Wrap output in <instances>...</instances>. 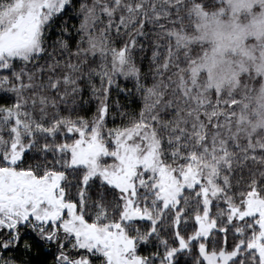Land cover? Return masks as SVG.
Returning <instances> with one entry per match:
<instances>
[{
	"label": "snow or ice",
	"instance_id": "6c2138e0",
	"mask_svg": "<svg viewBox=\"0 0 264 264\" xmlns=\"http://www.w3.org/2000/svg\"><path fill=\"white\" fill-rule=\"evenodd\" d=\"M174 11L0 0V264H264V136L181 66Z\"/></svg>",
	"mask_w": 264,
	"mask_h": 264
},
{
	"label": "clouds",
	"instance_id": "9594fccd",
	"mask_svg": "<svg viewBox=\"0 0 264 264\" xmlns=\"http://www.w3.org/2000/svg\"><path fill=\"white\" fill-rule=\"evenodd\" d=\"M197 29L192 39L204 52L195 67L206 76L204 86L232 95L239 78L251 73L235 116L244 130L264 134V0H222L220 8L198 15Z\"/></svg>",
	"mask_w": 264,
	"mask_h": 264
},
{
	"label": "trees",
	"instance_id": "16d2710c",
	"mask_svg": "<svg viewBox=\"0 0 264 264\" xmlns=\"http://www.w3.org/2000/svg\"><path fill=\"white\" fill-rule=\"evenodd\" d=\"M176 2L179 5V11L173 12V22L169 24L168 27L171 30L178 32L181 36L182 43L179 50V59L181 61H185V63H182L181 66L187 71L191 69L192 65L204 52L203 46L195 44L192 40H188L195 30L196 11L215 10L217 7H220V3L216 2V0H176ZM173 7H175V5ZM73 23H75V21H73ZM144 45L145 51L142 54L138 53L137 61L142 72L148 73L153 51H159L160 59L163 60L167 53V41H160L161 46L159 49L154 47L151 40L144 41ZM141 55L143 56V59L140 58ZM148 80H151L150 75L148 76ZM255 82L258 83L259 81L257 80ZM240 83L241 84H239L237 92L232 95H229L226 92L213 91L216 96H222L225 99H234L236 105L238 94L246 87L250 86L253 83V79H249V77L243 75L240 77ZM120 86L132 89L133 83L131 81H124L121 79ZM113 96H115V90L113 91ZM121 99L123 101V97H121ZM139 106V101L137 100V103L134 104L133 107L138 108ZM256 136H264V134H256Z\"/></svg>",
	"mask_w": 264,
	"mask_h": 264
},
{
	"label": "rangeland",
	"instance_id": "374dc122",
	"mask_svg": "<svg viewBox=\"0 0 264 264\" xmlns=\"http://www.w3.org/2000/svg\"><path fill=\"white\" fill-rule=\"evenodd\" d=\"M216 2H218V3H220V7L222 6V0H216ZM220 7H217V8H220ZM216 8V9H217ZM203 12H205V11H196V20H195V30H194V33L189 37V39L188 40H192L193 41V37L195 36V34L197 33V17H198V15L199 14H201V13H203ZM195 43V42H194ZM195 44H198V43H195ZM201 45V44H200ZM202 46V45H201ZM204 47V46H203ZM203 55V54H202ZM195 64H196V62L192 65V67H195ZM191 67V68H192ZM195 69H196V67H195ZM197 70V69H196ZM197 75H198V78H199V80H200V82L201 83H203L204 84V80L206 79V76H205V74L204 73H202V72H199L198 70H197ZM243 75H246L247 77H249V79H253L252 78V74L251 73H247V74H243ZM242 75V76H243ZM241 76V77H242ZM238 84H241L240 83V78H239V81H238ZM212 90V89H211ZM215 91H218V92H220L219 90H215Z\"/></svg>",
	"mask_w": 264,
	"mask_h": 264
}]
</instances>
